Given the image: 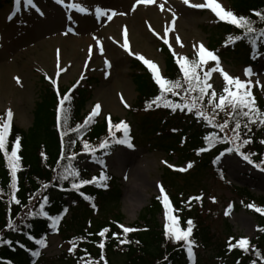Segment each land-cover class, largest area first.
<instances>
[{
	"label": "rangeland",
	"instance_id": "1",
	"mask_svg": "<svg viewBox=\"0 0 264 264\" xmlns=\"http://www.w3.org/2000/svg\"><path fill=\"white\" fill-rule=\"evenodd\" d=\"M12 1L0 0V112L5 115L11 109L12 124L27 133L34 122L36 106L44 101L43 87L54 86L46 78L48 77L56 80L64 93L74 84L80 89L86 88L90 93L88 100L80 108L79 115H72L77 120L71 118L72 124L68 126V133H76L71 129L83 124L96 104L101 105V112L97 117L106 123L108 133L106 117L109 115L113 124L124 121L129 125V136L134 145L132 149L123 145H112L107 150L98 149L95 161L87 153L77 156V165L89 177H99L101 171L108 177L103 182L107 186L99 187L100 196L98 200H94L95 208L86 203L85 207L80 206L75 210L76 214L84 218V233L92 234L97 229L96 232H99V227L109 222L121 231L123 230L120 225L134 229L137 227L136 223L142 225L138 216L152 198L159 196L160 185L170 198L173 215H179L178 207L183 210L188 208L190 214L184 215L188 217L187 220L195 217L197 224L205 227L211 235L212 242L204 247L196 241L198 264H225L217 257L216 248L225 249L228 253L231 252L228 250L229 242L235 239L238 241L247 238L249 242L257 240L260 232L256 218L246 208L248 204L259 206V199H264V171L252 167L235 153H224L215 162L217 168L221 172L223 170L225 182H219L210 167L198 171L195 167L196 160L201 156L200 159H205L203 157L208 153L197 154L194 150L187 159L184 154L187 141H183L195 127L188 123L189 129L185 136H181V132L187 127L186 124L184 126V122L188 121L185 119L197 117L186 109V115L182 114L180 120L160 109L143 111L144 99L139 96L142 82L133 74L134 69L137 71V65L131 66V60L136 57L129 56L123 50L120 36H125L126 29L130 51L155 62L165 78L166 58L161 48L169 47L163 44L162 37L166 27H174V31H170L167 38L177 54L176 57L197 58L196 51L199 44L203 43L208 50L219 56L224 72L241 80L250 79L252 93L257 92L261 97L264 96V52H257L260 50L258 46L254 52L249 45L225 46V41L219 43L220 39L215 42L217 27L224 26V23L210 10L189 8L182 0H167L163 11L159 5L164 0H155V3L148 5L139 4L135 11L131 8L135 0H77L88 8L87 15L78 14L74 10L66 12L54 0H34L43 15L26 7L23 0L19 11L16 8L13 12L12 4L15 2ZM71 2L73 0H65V3ZM190 2L202 3L203 0ZM217 2L233 12V6L237 5L236 0ZM96 7L124 14H117L111 20L107 16L97 20L94 14ZM173 12L176 16L174 26ZM234 14L237 15L235 12ZM9 15H12L11 20L8 19ZM69 15L73 17L72 21L68 20ZM69 27L73 31L68 32ZM177 36L183 46L176 43ZM97 40L103 46V55ZM105 60L110 63V67L105 66ZM58 61L62 71L57 77ZM213 66L215 62H210L205 70ZM246 68L252 69L251 77L245 75ZM178 74L182 77L179 70ZM81 76L84 77L83 80ZM89 79L95 81L90 82ZM209 83L213 86L211 90L222 92L224 81L219 72L213 73ZM151 84L155 87V95L159 94L155 82L151 80ZM121 97L129 107L124 106ZM138 101L141 102L140 105ZM131 107L137 109L131 111ZM205 107L208 108L207 105ZM99 122L95 118L92 126H87L86 132L92 131L93 126ZM61 130L62 126L59 128ZM195 130L207 133L210 128L198 126ZM168 132L172 137L167 135ZM120 135H123L122 131ZM178 135L181 136V141ZM116 136L118 137V132ZM100 160H103V165L98 162ZM189 162H192L191 168H187ZM182 167L187 170H176ZM243 188L248 191V196L242 193ZM196 196L202 199H190ZM65 201L67 206L71 205L69 199ZM229 205L232 206L231 210L225 215ZM71 213L73 211L68 210L64 218H69ZM157 220L164 227V209ZM73 229L74 226L71 225L69 231ZM72 233L74 232L70 234ZM45 239L46 247L39 251L42 255L41 264H61L55 258L64 251L67 252L68 244L62 241L60 232L46 236ZM251 249L250 245L248 251Z\"/></svg>",
	"mask_w": 264,
	"mask_h": 264
},
{
	"label": "trees",
	"instance_id": "2",
	"mask_svg": "<svg viewBox=\"0 0 264 264\" xmlns=\"http://www.w3.org/2000/svg\"><path fill=\"white\" fill-rule=\"evenodd\" d=\"M236 3L237 5L233 6L234 8L232 9L237 15L248 17L253 21V27L257 30L264 28V22L260 21L259 18L255 17L253 14L254 11L264 13V0H236ZM220 26L221 27L218 25L217 27L218 31L215 34V42L216 39H220L219 43L221 41L224 42L226 37L230 34L243 36L242 30L235 29L232 25L224 23V26ZM237 45L250 46L247 39L235 42L234 46ZM257 45L264 48V41L258 40ZM135 65L137 64L133 63V66ZM137 68L140 67L137 65ZM165 74L169 79L181 78L178 74V69L174 63H172L170 58H167L165 62ZM135 77H138L142 82L141 95L139 91V96L144 99L143 101L146 104V101L151 100L155 96V87L152 86L151 79L146 74H136ZM92 80L95 81L94 79H89L90 82ZM56 89L57 88H52L49 85L43 87L44 101L36 106L34 122L32 126L28 128L27 133L19 129L17 126L12 125L9 136V150L17 137L20 138L21 142V147L18 152V155L21 157V170L17 174V197L21 201L19 205L14 202L9 204L8 202L9 193L11 191L8 187L10 176L3 155L0 153V264H41L42 255L33 257L31 252L39 250L38 246L35 245L34 240L44 238L46 234L50 232L48 230L51 229L49 227L50 221L42 217H26V213L29 209L35 211L39 207L44 196L48 197V203L45 208L46 211L49 212V215L62 214L57 233L60 232L62 241L68 244V250L55 258L57 262L61 261V264H78V262L79 264H83V261H81L80 258L84 257L87 259L89 256L98 260L100 249L97 245L102 239L105 243L104 255L107 264H192L188 259L184 242L179 241L173 243L170 239L165 237L164 228L157 220L162 210V203L157 198H152L149 205L140 212L138 221H140L142 225L136 223L135 226L138 227H136V231L125 235L123 231L116 227V225L109 222L104 223L99 227L100 231L104 228L109 229V232L106 233L103 238L98 235L100 231L96 232L98 229L92 234L83 232L85 230L84 218L80 217L79 214H76L75 210L80 206L81 208L85 207L84 205L86 203L94 204V200H98L100 196V192H98L99 187L90 184L83 186L79 191L72 189L70 180L59 181L57 179V172L62 171V168L58 167L57 162L59 161L61 165L67 163L66 160L61 159L62 147L68 150V154H71L72 152H75L78 155L85 154L82 148V140H87L91 145L96 146L104 139H107L109 133L105 128L106 123L96 117L100 122L93 126L94 128L92 131L87 133L86 131L88 128L86 127L81 129L78 135L76 133H68V135L65 136L62 145L61 131H59L60 126L57 124L55 115L59 104L57 101ZM58 90L60 95L68 94L71 91V105H66V107H70L71 109L69 113V124L71 125L72 122L70 120L71 118H74L72 115L75 114V117L79 115L78 112L88 100L90 93L86 88H75L74 90H68L64 93L61 86H59ZM211 91L212 90L210 89L209 92ZM252 94L256 98L257 106L264 111V96L259 97V93L257 92ZM168 98L180 102L179 97L170 96ZM138 104L140 105L141 102L138 101ZM204 105H207V97L205 98ZM136 109V107H131L130 110L134 111ZM156 109L171 111V109L164 107L158 108L155 105L147 110L144 106L143 111L149 112ZM208 112L211 114L210 106H208ZM113 120L116 122L118 121V119ZM225 120H228L229 128L226 129L225 132H221L219 128L214 125H209L202 119L196 118L190 123V125L196 129H198V126H209V133L203 134L199 130L196 131L195 128H193L190 130V134L186 135L187 139L183 141L184 143L187 141L184 150L187 159H189L191 153H194V150L198 152L202 147L210 149V151L207 152L208 155L203 157L205 159H200L201 156L196 160L197 164H195V167L198 171L210 167L212 173H215V178L217 177L216 179L219 182H225L223 170L221 172V170L217 168V165L215 164L216 160H214V158L222 152L228 153L226 149L232 147V145L217 143L214 146H209L204 141V137L212 133H215L220 137H223L225 134L231 136V128L234 127L235 123L234 120L230 119L226 112H221L217 109L216 124L223 123ZM194 122L197 126L193 124ZM92 124L93 123L91 122L88 127L92 126ZM185 124L187 127L181 132L182 134L180 133L181 136H185L186 130L189 129L188 122H184V126ZM251 127L252 130L250 132L243 127L241 129V139L251 140V143L245 145L241 151L250 155L254 164L264 167V144L260 142L261 140H264V126H259L257 123ZM170 134V132L167 133L169 136ZM181 136L178 137L179 141H181ZM118 137H121L120 132H118ZM71 140H75L76 143L70 145L69 142ZM41 153H44V156H42ZM250 165L253 167V164ZM77 167L79 168L81 178L91 179V177H89L85 171L81 170L78 165ZM256 169L260 171V168L257 167ZM45 184L48 185L47 188L43 187ZM241 191L248 196L249 193L245 188ZM81 193L91 196L93 198L92 202L90 203L89 201H86ZM66 199L71 201L70 206L66 205ZM258 202L259 206H264V199H259ZM64 209H67V212L68 210H71V212L73 211L69 218H64V215L67 213H64ZM187 210L188 208H186V210L181 208L180 211L182 214L180 218V225L182 228L187 227L188 217L184 216L190 214L189 210ZM251 212L255 214L254 216L259 229L264 228V215H261L254 210L252 211V209ZM9 219H11L14 225L17 226L16 230L8 229L7 221ZM191 221L193 222L191 240L194 241L193 252L195 256V264H198L199 255L196 251V241L204 247L210 244V241L212 242V238L205 227H201L197 224L195 217L192 218ZM71 225L74 226L73 231H71L74 232L72 234H70L71 232L69 231ZM112 233H116L119 239H127L129 243L120 244L117 237H114ZM29 236H32L33 240H29ZM74 238H78L76 240L77 246L76 249L70 253L69 248L71 245L69 241ZM4 240L11 241V244L3 243ZM137 241L139 243H137ZM236 242L235 239L231 243L235 244ZM21 245H23V247H21ZM251 245V251L247 252L238 247L233 248L231 252L228 253H226L225 249L218 250L216 248V255L218 258H221L225 264H252V261H256V264H264V232L260 231V236L257 238V241L252 242ZM257 253L260 255L258 256ZM100 264H104V262L100 261Z\"/></svg>",
	"mask_w": 264,
	"mask_h": 264
},
{
	"label": "snow or ice",
	"instance_id": "3",
	"mask_svg": "<svg viewBox=\"0 0 264 264\" xmlns=\"http://www.w3.org/2000/svg\"><path fill=\"white\" fill-rule=\"evenodd\" d=\"M24 5L26 7H30L34 9L36 12L43 15L40 11L39 7L36 5L34 0H23ZM54 2L58 5H61L66 12L74 10L78 14L87 15L89 14V10L84 4L77 2V0H73L71 3H65V0H54ZM167 0H164L163 3L159 5L160 9L163 11L165 8V3ZM184 5H187L192 9H207L210 10L212 14L219 20L226 22L228 25H232L235 29L242 30L243 36L241 35H228L225 40V46L229 43L235 44V42L240 41L242 39H247L249 44L252 47V50L255 52L257 48V41H264V28H260L257 30L253 27V21L244 15H236L231 10H226L222 5L217 2V0H203L202 3H191L190 0H182ZM155 0H135V3L132 4V11L136 10V6L139 4H153ZM21 4V0H15V5L17 6V11H19V6ZM171 11V8H169ZM109 12L111 14H109ZM95 18L99 20L101 17L107 16L108 20H111L115 15L124 13H117L116 11L104 9L102 7L95 8ZM254 16L259 18L260 21L264 22V13L259 11H254ZM14 15V13H13ZM175 12H173V26L175 23ZM9 20L12 19V15H9ZM68 20L72 21L73 17L71 15L68 16ZM68 32L73 31L71 27L68 28ZM170 31H174V27H166L164 29L163 44L168 45L169 50L172 52L173 56L176 57L177 54L173 50L172 45L169 43L168 33ZM67 32L65 33V35ZM155 34V33H154ZM158 35V34H155ZM125 37H126V29H125ZM96 39V37H93ZM176 43L181 44L180 38L176 37ZM97 44L100 45V53L103 55V46L100 44V41L97 40ZM123 50L128 53L129 56L135 55L136 59L140 60L151 73V78L155 82V85L158 86L159 94L155 95L151 100L146 101L145 109L151 108L153 105L156 107H164L171 109L172 112H176L178 109L184 111L185 109L189 113H194V115L198 119H202L209 125H214L219 128L221 132H225L226 129L229 128L228 120H225L223 123L216 124V111L219 109L221 112H226L227 116L234 120V127L231 128L232 135L229 136L225 134L223 137L212 133L204 137V141L209 146H214L217 143H226L232 145L226 149L228 153H235L242 157L249 164H253L254 167L260 168L261 171H264V167L261 165H257L253 163L251 156L245 154L241 151V149L251 143L250 139H241V129H247L249 132L252 130V125L264 126V111H262L256 103V98L253 96L251 91V80H241L239 77H232L221 67L219 56L208 50L203 43L199 44L198 49L196 51V57L190 59L186 56H179L176 58V64L179 66V71L182 74L181 78L177 79H169L164 78L158 70V66L155 62L146 59L143 55L134 54L130 51L129 42L127 38L124 39L123 44L121 45ZM181 46H183L181 44ZM196 46L194 45V48ZM59 51V50H58ZM92 52V49H89V53ZM210 62H215V66L208 68L205 70V67L209 65ZM105 66L110 67V63L105 60ZM62 69L58 68L56 75L57 77L60 75ZM245 75L251 77L252 69L246 68ZM219 72L223 77L224 86L222 88V92L217 94L215 90L209 92L212 89V84L209 83V80L212 78L213 73ZM51 80V83L54 87L57 85V81L51 78L46 77ZM83 76H81V80H83ZM19 83V80H17ZM259 83V82H257ZM78 86V85H77ZM76 86H74L73 90ZM57 96L59 97V104L57 108V124L58 126H62L61 130V141L63 145V141L65 136L68 135L69 131V113L71 111L70 107H66V105H71L72 96L71 91L68 94L60 97V93L58 88L56 89ZM169 95L171 97H179L180 102H176L172 99H169ZM207 97V106L211 108V114L208 112V108L205 107L204 101ZM218 97V99H217ZM121 102L124 103L123 97H121ZM124 106L127 108L129 105L124 103ZM101 105L96 104L91 113L86 117L83 124L76 125L75 128H72L71 131L79 134L81 129L86 128L90 123L100 114ZM108 121V130L109 135L107 139H104L99 143L98 146L91 145L87 140H82V148L83 152L87 153L94 161L96 160V152L97 150H107L112 145H123L129 149H132L134 145L131 143V137L129 136V125L121 121L119 123L113 124L111 120V116L106 117ZM12 121H13V112L11 109L6 111L4 116H0V153L3 155V159L6 162V167L9 171L10 183L8 185L11 190L9 193V204L15 203L19 205L21 201L17 197V183H18V172L21 170V157L18 155V152L21 147L20 138L17 137L14 143L11 145V149L9 150V136L12 129ZM115 129V131H113ZM123 132V137L118 138L116 136V132ZM175 131V130H173ZM264 144V140L260 141ZM76 143L75 140H71L69 142L70 145H74ZM206 148H200L198 153L206 151ZM44 156V153H41ZM77 153L72 152L68 154V150L62 147L61 159L66 160L67 163L61 165L58 161V167L62 168V171L57 172V179L59 181H71L72 189L79 191L83 186L94 184L97 187H106L107 185L103 182L108 179L104 171H101L99 177L93 175L91 179L81 178L79 168L77 167L75 161L77 160ZM221 156L224 155L222 152ZM220 157L216 158L219 161ZM101 165H103V160L98 161ZM169 167H173L169 165ZM192 167V162L187 164V168ZM178 171H186V168L176 169ZM44 188H47L48 185H43ZM159 187V196L158 200L161 201L164 209V217L166 223L164 225V235L167 239H170L173 243L183 241L184 247L187 252V256L189 261L192 264H195V256L193 252L194 241L190 239L193 222L189 219L187 221V227L182 228L179 222V217L177 215H173V206L170 202V198L167 195L163 186L158 185ZM83 198L86 201L92 202L93 198L91 196L85 195L81 193ZM192 200H201L202 197L196 196L190 198ZM213 202L214 198H213ZM48 203V197L44 196L42 198V202L39 204V207L33 211L29 209L26 213V217H42L50 221L49 227L52 230H58V225L62 219V214L58 215H49V212L46 211V204ZM93 208H95V204H92ZM231 205L228 206V210L225 212V215H228L231 210ZM248 208L253 209L255 212L264 215V208H260L255 206L254 204H248ZM67 212V209H64V213ZM7 227L11 230H16L17 226L14 225L13 221L9 219L7 221ZM123 230V233L126 235L127 233L136 231L137 229L125 227L120 225ZM258 231L264 232V228L258 229ZM109 232L108 228L102 229L98 235L100 237H105V234ZM114 237H117L120 244L129 243L127 239H119L116 233H112ZM29 240H33L32 236L28 237ZM78 238H74L69 241L71 247L69 248V252L72 253L76 249V240ZM82 239V238H79ZM3 243L11 244V241L4 240ZM35 245L38 248L46 247V239L41 238L38 240H34ZM137 243H139L137 241ZM100 249L99 259H93L90 256L85 259L81 257L80 260L83 261V264H100V261H103L104 264H107V260L105 259L104 249L105 243L102 239L98 245ZM23 247V245H21ZM239 248L245 252L249 250V240L247 238L239 239L235 244L229 242L228 250L231 251L233 248ZM31 255L33 257H37L40 255L39 251H32ZM259 256L260 254L257 253ZM79 264V262H78ZM252 264H256V261H252Z\"/></svg>",
	"mask_w": 264,
	"mask_h": 264
}]
</instances>
